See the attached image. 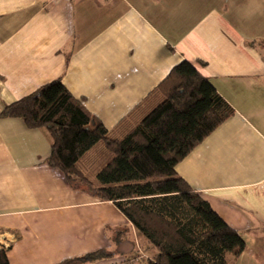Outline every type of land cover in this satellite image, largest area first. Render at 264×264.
Masks as SVG:
<instances>
[{
	"label": "crops",
	"instance_id": "0c3cea01",
	"mask_svg": "<svg viewBox=\"0 0 264 264\" xmlns=\"http://www.w3.org/2000/svg\"><path fill=\"white\" fill-rule=\"evenodd\" d=\"M181 61L233 115L176 174L243 239L225 264H264V0H0V113L60 79L121 139L161 101L155 88ZM49 151L45 131L0 115V249L9 264L99 249L110 262L146 264L154 251L124 215L70 188L45 163ZM107 152L98 143L78 162L90 181Z\"/></svg>",
	"mask_w": 264,
	"mask_h": 264
},
{
	"label": "trees",
	"instance_id": "16d2710c",
	"mask_svg": "<svg viewBox=\"0 0 264 264\" xmlns=\"http://www.w3.org/2000/svg\"><path fill=\"white\" fill-rule=\"evenodd\" d=\"M155 90L161 101L121 139H110L83 99L75 98L60 79L5 106L0 115L47 133L50 151L45 163L60 171L73 190L111 202L154 251L146 264H225L227 254L243 251V239L175 168L233 111L187 61L175 65ZM98 143L111 159L90 181L78 162ZM112 258L99 249L58 264ZM0 264H9L4 248Z\"/></svg>",
	"mask_w": 264,
	"mask_h": 264
},
{
	"label": "built area",
	"instance_id": "2783aa9c",
	"mask_svg": "<svg viewBox=\"0 0 264 264\" xmlns=\"http://www.w3.org/2000/svg\"><path fill=\"white\" fill-rule=\"evenodd\" d=\"M141 253L139 252V256L136 258V260L135 261H137L138 259H141V258H143V256L141 255ZM134 262V261H133ZM131 263V261H129V262H126V261H120V262H116V263H114V262H110V261H108V260H105V262L103 261V263L102 264H130Z\"/></svg>",
	"mask_w": 264,
	"mask_h": 264
},
{
	"label": "rangeland",
	"instance_id": "374dc122",
	"mask_svg": "<svg viewBox=\"0 0 264 264\" xmlns=\"http://www.w3.org/2000/svg\"><path fill=\"white\" fill-rule=\"evenodd\" d=\"M107 153H108V152H107ZM99 170H100V169H99ZM93 171H94V170L90 169V170L88 171V173H94V174H95L98 170L95 169V172H93ZM94 179H95V178H91V180H94Z\"/></svg>",
	"mask_w": 264,
	"mask_h": 264
}]
</instances>
